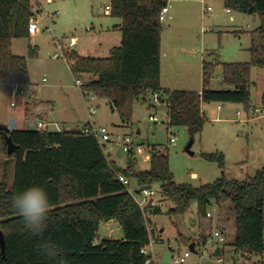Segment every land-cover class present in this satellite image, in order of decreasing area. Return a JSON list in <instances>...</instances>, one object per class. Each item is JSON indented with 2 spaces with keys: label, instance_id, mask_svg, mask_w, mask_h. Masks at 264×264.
<instances>
[{
  "label": "trees",
  "instance_id": "16d2710c",
  "mask_svg": "<svg viewBox=\"0 0 264 264\" xmlns=\"http://www.w3.org/2000/svg\"><path fill=\"white\" fill-rule=\"evenodd\" d=\"M172 0H111V15L121 18L122 41L109 56H84L72 51L71 70L76 77L90 75L84 86L97 98L108 100L125 124L134 123L135 104L150 101L158 94L167 105L170 126H182L191 138L203 132L208 120L204 103H240L252 109V69L264 68V0H224L231 10L260 16V25L250 31L251 58L246 62L222 63V85L211 87L218 63L205 61L202 91L171 90L163 87L162 33L160 13ZM32 0H0V83L30 85L28 57L13 52L16 38H28L29 24L35 16ZM38 55L30 46L29 56ZM264 105V94H263ZM150 107H156L150 104ZM36 116L46 121L54 109L52 101L36 102ZM19 148L12 154L14 182H7L8 172L0 182V228L5 235V250L0 243V264H146L151 255L143 253L150 237L157 232L149 223L153 215L162 214L156 206L148 218L138 202L119 179L123 174L142 187H159L163 198L172 202L167 211L177 230V218L195 203L206 216L213 201L231 200L235 212V252L248 258L264 255V166L249 180L228 178L223 152H203L217 162L222 175L200 186L177 183L170 168V157L153 145L148 169L137 168V157L130 154L126 167L119 166L105 152L97 138L82 130L31 128L10 130ZM4 150L7 143L2 136ZM8 153V152H7ZM10 162L6 161L5 166ZM40 186L48 194L50 209L42 234L26 229L23 217L13 206V197L31 186ZM118 220L123 230L120 239L98 240L101 222ZM162 228H160L161 230ZM156 242L163 238L155 237ZM48 241L58 249V260L41 254L38 244ZM202 244L208 243L202 237ZM173 250V249H172ZM222 254L224 249L222 248Z\"/></svg>",
  "mask_w": 264,
  "mask_h": 264
},
{
  "label": "rangeland",
  "instance_id": "374dc122",
  "mask_svg": "<svg viewBox=\"0 0 264 264\" xmlns=\"http://www.w3.org/2000/svg\"><path fill=\"white\" fill-rule=\"evenodd\" d=\"M32 3L40 30L35 35L28 38H16L13 42V52L28 57L31 84L26 88H19L17 94H14L17 86L0 83V125H9L10 118L17 117L19 122L17 128H36L39 121L36 116L38 112L36 102L47 100L54 103V110L49 115V121L54 123L49 126L50 130H81L90 121L89 107L95 106L97 113L93 116V121L96 123L107 125L114 134L123 136L125 133H131L135 143L157 145L159 149L168 153L170 168L177 183L200 186L213 182L222 175L223 170L218 163L205 159L202 156L203 152H223L227 159L226 177L240 181L253 178L257 170L264 165V112L247 115L240 104L204 103L208 120L203 132L194 138L191 147L194 154L187 150L191 141L187 129L182 126H170L167 105L155 101L153 95L150 101L136 102L133 126L121 127V117L117 111H113L110 102L99 98L87 100L82 90L76 85V77L67 59L54 58V54L60 50L57 41L69 55L72 51L78 50L84 56H108L111 48L120 45L122 33L113 28L122 20L112 16L111 11H106L107 6L111 5V0H35ZM169 6L170 12L163 21L164 43L175 40L179 42L180 48L190 50L195 58L202 54L206 40L210 48L217 49L220 61L226 62L225 51L234 43L241 45L248 36L242 34L243 40L233 38L232 42L221 43L220 34L224 35L227 28L253 30L260 24L258 15L235 10L228 12L223 0H172ZM207 6H211L212 10H205ZM71 37L77 39L73 48L68 45ZM30 46L38 49L37 56H29ZM222 63L218 65L211 83L214 89L225 88L221 83ZM45 77L47 81H44ZM253 77L256 84L251 88L252 108L264 109L262 101L264 68L257 67ZM80 78L87 83L93 77L84 75ZM28 92L31 94L29 95ZM217 103L224 106L225 110H220ZM150 104L156 107H150ZM152 114L160 118L159 123L150 121ZM25 116L29 120L24 118ZM2 136L0 130V182L4 180L7 171L6 179L12 186L15 172L14 160L4 150ZM171 137H175L176 141L171 142ZM104 147L106 153L110 152L111 159L119 166H127L130 154L123 140L109 142ZM147 156H149L148 152L136 155L137 168L150 167V161L146 160ZM6 161L10 162L7 169ZM131 185L132 188H137L135 181H132ZM156 200L163 213L153 215L149 227L152 231L154 226L157 228V232L152 234L154 239L155 237L163 238L152 246L153 256L159 264H173L163 262L162 256L171 249L186 251L196 236L199 239L196 248L199 253L192 254L191 261L194 263L264 264V255L246 258L235 252L232 246L236 233L235 212L231 200L223 202L222 214L216 221L217 226L227 238V241L220 245L211 240L210 236L215 223L200 215L196 203L186 214L177 218L180 231L186 234L181 232L182 236L177 240V230L167 214L173 205L172 202L163 198L161 194L156 196ZM207 209L211 210V207ZM190 218L193 219L194 225ZM193 231H196L194 235L191 234ZM122 237L123 230L118 220L101 222L98 240ZM202 237H207L206 245L202 244ZM217 246L224 249L220 256L224 261H219L220 257L214 254V248ZM206 252L209 254L207 255ZM201 254L206 255L202 258Z\"/></svg>",
  "mask_w": 264,
  "mask_h": 264
},
{
  "label": "built area",
  "instance_id": "2783aa9c",
  "mask_svg": "<svg viewBox=\"0 0 264 264\" xmlns=\"http://www.w3.org/2000/svg\"><path fill=\"white\" fill-rule=\"evenodd\" d=\"M35 0H32V2ZM207 11H211L212 7L208 6L206 8ZM107 12L111 11V6H107L106 8ZM228 11H230V9H228ZM169 12V7L165 6L163 7L161 13H160V19L162 21L166 20L167 17V13ZM29 33L30 35H35L36 33L39 32L40 30V25L38 22V19L35 18V16L31 19L30 24H29ZM76 37H71L68 40V45L69 47H74L76 44ZM57 44L60 48L59 51H57L54 54V58H66L67 61L69 62V65L71 67V64H73L74 62L69 58V54L68 52H66V50L63 48V46L59 43V41H57ZM76 77V76H75ZM44 81H47V78H44ZM87 83L85 81H83L80 77H76V85L82 90V93L84 95V97L87 100H94L96 99V95L92 92V91H85L84 90V86ZM14 94H16V91L14 92ZM154 99L157 102H160V98L158 94L154 95ZM222 106L219 105V109H221ZM264 112V109L262 108H252L250 109V111L248 112V114H256V113H262ZM89 113L91 115V118L97 113V109L95 106H90L89 107ZM150 121L151 122H155V123H159L160 122V118L156 115V114H152L150 115ZM38 128H47L46 124L41 121L38 123ZM82 132L84 134H90L93 135L97 138V140L99 141V143L101 145H106L109 142H114L117 140H123V143L125 144L129 154H139V153H144V152H148L149 156H151V151L153 149V145L149 144V143H135L134 139H133V135L131 133H125L123 136L121 134H114L107 125H101L96 123L95 121H93L92 119L90 120V122L88 124H86L82 129ZM176 139L175 137H171V142H175ZM146 145L147 147L145 148ZM119 179L120 181L127 186L128 191L132 194V196L134 197V199L138 202V204L140 205V207L142 208L144 215L146 218H148L151 214V211L158 206V202L156 200V196L160 194V188L158 187H142L139 189V191L135 188H132V181L127 178L125 175L120 174L119 175ZM211 210L207 209V213H206V218L212 220L215 223V227L212 231L211 236V240H214L215 242H217L218 245H220L221 243H224L227 241L226 236L224 235L223 231L219 229V227L216 224V221L218 220L220 214H222V205L219 204L216 201H213L210 205ZM156 243V238L154 239L153 236L150 237V242L147 246H145L143 248V253L147 254V255H151V258L147 260L146 264H159L157 259L153 256L154 255V251H153V244ZM220 246H217L214 248V254L217 248H219ZM196 248V247H195ZM222 249V247H220ZM172 255H171V259L170 262L173 264H203V263H194L191 261V256L193 253H199L197 252H193L190 248H188L186 251L181 252V251H176V250H172ZM206 254L208 255L209 253L206 252ZM206 254H201V257L204 258ZM222 255V253H221ZM220 255V256H221ZM219 256V257H220ZM219 261H224L222 257L219 258Z\"/></svg>",
  "mask_w": 264,
  "mask_h": 264
},
{
  "label": "crops",
  "instance_id": "0c3cea01",
  "mask_svg": "<svg viewBox=\"0 0 264 264\" xmlns=\"http://www.w3.org/2000/svg\"><path fill=\"white\" fill-rule=\"evenodd\" d=\"M196 1H206V0H196ZM223 2H224V0H223ZM168 7H169V12H170L169 4H168ZM228 12H231V11H228ZM121 23H122V21H121ZM121 23L116 24L113 29L118 31V32H121V30H120V24ZM108 29L110 30V28H108ZM250 31L251 30H247V29L227 28L225 30L224 35L220 34L219 38H220L221 43L223 41L225 43L226 42H232L233 38L243 40L242 34H246V36H248V39H245V41L242 42L241 45L234 43V45L232 44L229 47V49L225 51V56L227 57L226 61L246 62V61L250 60V58H251V53L249 50L250 45H251ZM121 41H122V36H121ZM203 45H204V42H203ZM111 49H110V51H111ZM76 51L79 54H81L78 50H76ZM201 53L202 54L199 57L195 58V55H191L190 50L187 51L186 49L180 48L179 42H176L175 40L174 41L171 40L170 42L168 41V43H164V37H163V33H162L161 79H162L163 87L171 89V90L179 89V90H191V91H199V92L202 91V89H203V65H204V62L205 61H215L218 63V65L222 62L220 61V54L217 52V49L210 48V46H208V43H206V40H205V47L202 48ZM217 68H218V66H217ZM256 68L257 67H254L252 69V79L254 78L253 74L255 73ZM253 81H254V79H253ZM255 84H256V82L254 81V85ZM9 85H13L15 87L17 86L16 87V94H17V90L19 88H22V87L26 88V86H27L24 84H9ZM28 94L30 95L31 92H28ZM34 96L36 97V94ZM45 101H47V100H45ZM208 104L210 105V104H212V102L208 103ZM217 104H218L217 106L219 108V105H221V104H219V103H217ZM236 104L239 105L240 103H236ZM240 105L242 106V108H244L242 104H240ZM203 109L205 111V114H207L206 107L203 106ZM220 110H225V107L222 106V108ZM237 112L240 113L239 110H237ZM246 113H247V115H249L247 111H246ZM206 117H207V115H206ZM14 118H15V121L17 123V125H16V127H17L19 122L17 120V117H14ZM24 118L29 120V118H27L26 116ZM91 119L93 120V117L90 118V120ZM246 120H248V119H246ZM39 122H41V120H39L38 123ZM43 122L46 124L47 128H49L50 125L54 124L53 122L49 121V118L47 121H43ZM38 123L36 125L37 127H38ZM133 124L129 125V124H125L122 122L121 127H128L129 128V127L133 126ZM26 129H31V128H26ZM57 130H61V129H57ZM138 132L140 133V131H138ZM108 155L111 156V153L109 152ZM146 160L150 161V156H147ZM190 220L194 225L195 223H194V221H192L193 219L190 218ZM195 232L196 231H193L191 234L194 235ZM182 233L184 235H186L184 232H182ZM198 240L199 239L196 236V238H194V240L191 242V243H195L196 248H197V245L199 244ZM164 257L165 256H162V259Z\"/></svg>",
  "mask_w": 264,
  "mask_h": 264
},
{
  "label": "clouds",
  "instance_id": "9594fccd",
  "mask_svg": "<svg viewBox=\"0 0 264 264\" xmlns=\"http://www.w3.org/2000/svg\"><path fill=\"white\" fill-rule=\"evenodd\" d=\"M13 206L23 217L26 229L33 235L42 234L46 227L45 221L50 209L47 192L40 186H31L13 197ZM41 254L56 261L58 260V249L55 244L41 241L38 244ZM59 264H63L59 260Z\"/></svg>",
  "mask_w": 264,
  "mask_h": 264
},
{
  "label": "water",
  "instance_id": "95a60500",
  "mask_svg": "<svg viewBox=\"0 0 264 264\" xmlns=\"http://www.w3.org/2000/svg\"><path fill=\"white\" fill-rule=\"evenodd\" d=\"M16 125H17V123H16L14 117L10 118L9 125H0V130L2 131L4 139H5L6 143H7V152H8V154L14 153L19 148V145H17L14 142L13 136L9 133L10 130H15L17 128ZM193 143H194V138H191V141H190V143L187 146V150L191 154H194V152L191 151V147H192ZM0 243L2 245L3 250H5V235H4V232H3V230L1 228H0ZM189 248L193 252H196L195 243H191L189 245ZM221 253H222L221 248L220 247L217 248L216 251H215V255L216 256H220ZM171 255H172L171 250L167 251V253H166L165 257L162 259V261L165 262V263L170 262Z\"/></svg>",
  "mask_w": 264,
  "mask_h": 264
}]
</instances>
